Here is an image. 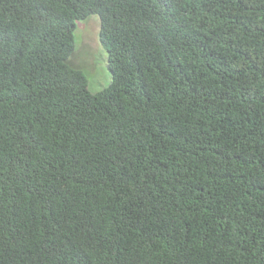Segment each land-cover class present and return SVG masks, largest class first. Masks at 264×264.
Wrapping results in <instances>:
<instances>
[{
  "label": "trees",
  "instance_id": "obj_1",
  "mask_svg": "<svg viewBox=\"0 0 264 264\" xmlns=\"http://www.w3.org/2000/svg\"><path fill=\"white\" fill-rule=\"evenodd\" d=\"M0 264H264V0H0Z\"/></svg>",
  "mask_w": 264,
  "mask_h": 264
},
{
  "label": "rangeland",
  "instance_id": "obj_2",
  "mask_svg": "<svg viewBox=\"0 0 264 264\" xmlns=\"http://www.w3.org/2000/svg\"><path fill=\"white\" fill-rule=\"evenodd\" d=\"M99 19L90 15L77 20L75 26V50L71 57L74 66L82 68L88 79V89L96 92L109 84L111 73L107 53L98 39Z\"/></svg>",
  "mask_w": 264,
  "mask_h": 264
}]
</instances>
